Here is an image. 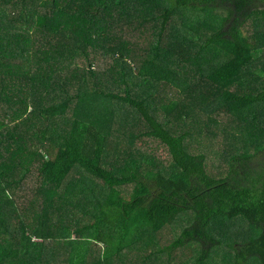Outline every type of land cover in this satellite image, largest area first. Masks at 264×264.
Returning <instances> with one entry per match:
<instances>
[{
    "label": "trees",
    "instance_id": "obj_1",
    "mask_svg": "<svg viewBox=\"0 0 264 264\" xmlns=\"http://www.w3.org/2000/svg\"><path fill=\"white\" fill-rule=\"evenodd\" d=\"M260 154L264 0H0V264H264Z\"/></svg>",
    "mask_w": 264,
    "mask_h": 264
},
{
    "label": "rangeland",
    "instance_id": "obj_2",
    "mask_svg": "<svg viewBox=\"0 0 264 264\" xmlns=\"http://www.w3.org/2000/svg\"><path fill=\"white\" fill-rule=\"evenodd\" d=\"M219 146H221L220 144H217L216 146H215V150H218L219 148H221V147H219ZM264 161V154H260V155H258V157L257 158H255L254 159V161ZM70 252H73L72 250L70 251Z\"/></svg>",
    "mask_w": 264,
    "mask_h": 264
}]
</instances>
